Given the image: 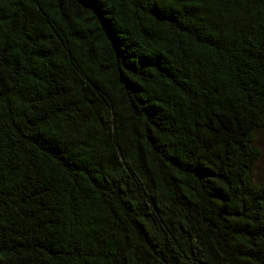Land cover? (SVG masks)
Here are the masks:
<instances>
[{
	"label": "trees",
	"instance_id": "obj_1",
	"mask_svg": "<svg viewBox=\"0 0 264 264\" xmlns=\"http://www.w3.org/2000/svg\"><path fill=\"white\" fill-rule=\"evenodd\" d=\"M264 0H0V264H264Z\"/></svg>",
	"mask_w": 264,
	"mask_h": 264
},
{
	"label": "rangeland",
	"instance_id": "obj_2",
	"mask_svg": "<svg viewBox=\"0 0 264 264\" xmlns=\"http://www.w3.org/2000/svg\"><path fill=\"white\" fill-rule=\"evenodd\" d=\"M255 145L260 150V158L252 170V176L255 182L264 180V129L255 136Z\"/></svg>",
	"mask_w": 264,
	"mask_h": 264
}]
</instances>
